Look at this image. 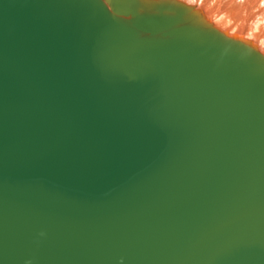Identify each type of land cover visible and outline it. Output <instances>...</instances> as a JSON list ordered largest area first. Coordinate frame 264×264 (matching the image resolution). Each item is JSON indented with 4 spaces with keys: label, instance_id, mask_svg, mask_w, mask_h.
Segmentation results:
<instances>
[{
    "label": "water",
    "instance_id": "obj_1",
    "mask_svg": "<svg viewBox=\"0 0 264 264\" xmlns=\"http://www.w3.org/2000/svg\"><path fill=\"white\" fill-rule=\"evenodd\" d=\"M0 264H264V54L177 0H0Z\"/></svg>",
    "mask_w": 264,
    "mask_h": 264
},
{
    "label": "bare ground",
    "instance_id": "obj_2",
    "mask_svg": "<svg viewBox=\"0 0 264 264\" xmlns=\"http://www.w3.org/2000/svg\"><path fill=\"white\" fill-rule=\"evenodd\" d=\"M194 6L227 36L264 54V0H177Z\"/></svg>",
    "mask_w": 264,
    "mask_h": 264
}]
</instances>
